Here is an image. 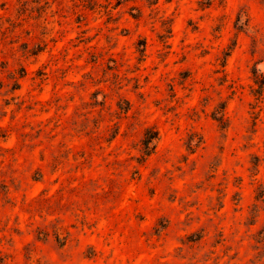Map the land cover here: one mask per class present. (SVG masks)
Wrapping results in <instances>:
<instances>
[{
  "label": "rangeland",
  "instance_id": "1",
  "mask_svg": "<svg viewBox=\"0 0 264 264\" xmlns=\"http://www.w3.org/2000/svg\"><path fill=\"white\" fill-rule=\"evenodd\" d=\"M254 74L264 0H0V264H264Z\"/></svg>",
  "mask_w": 264,
  "mask_h": 264
},
{
  "label": "trees",
  "instance_id": "2",
  "mask_svg": "<svg viewBox=\"0 0 264 264\" xmlns=\"http://www.w3.org/2000/svg\"><path fill=\"white\" fill-rule=\"evenodd\" d=\"M254 77L256 84H258L259 87L263 88L264 80L262 79V77L258 76L257 74H254ZM156 138H157L156 134L152 136L150 132L146 131L144 138L142 139L143 151L145 154H147L148 151L149 152L151 151L150 149H152V147L150 146L152 144V141Z\"/></svg>",
  "mask_w": 264,
  "mask_h": 264
}]
</instances>
